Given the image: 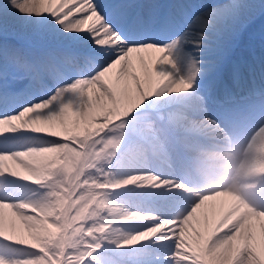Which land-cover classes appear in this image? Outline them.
I'll use <instances>...</instances> for the list:
<instances>
[{"label": "snow or ice", "instance_id": "snow-or-ice-1", "mask_svg": "<svg viewBox=\"0 0 264 264\" xmlns=\"http://www.w3.org/2000/svg\"><path fill=\"white\" fill-rule=\"evenodd\" d=\"M257 17L264 0H0V264H264V192L217 215L227 190L196 179L213 150L264 163V30L228 56Z\"/></svg>", "mask_w": 264, "mask_h": 264}, {"label": "bare ground", "instance_id": "bare-ground-1", "mask_svg": "<svg viewBox=\"0 0 264 264\" xmlns=\"http://www.w3.org/2000/svg\"><path fill=\"white\" fill-rule=\"evenodd\" d=\"M261 25H264V21H263V23L260 24V26H259L258 28H260ZM263 28H264V26H263ZM254 30H255V26L252 27V31H254ZM246 33H247V32H246ZM246 33H244L243 36H245ZM144 55H145V57H147V54H144ZM134 63L136 64V68L140 70V66H139L138 61H134ZM139 72H140V71H139ZM218 201H219L218 204L216 203L217 200L215 201V204H217V205H216V207H215V209H214V211L216 212L217 215H218L223 209H225L226 206H227V203H226V201L223 199V197L218 198ZM232 204H233L234 206H236V207H240L241 210L243 209V205H242V203H236V202H234V203H232ZM235 204H236V205H235ZM4 212H5V215H8V213H10V211H9L8 209H5ZM210 213H211V212H210ZM6 217H7V216H6ZM9 217H10V215H9Z\"/></svg>", "mask_w": 264, "mask_h": 264}, {"label": "rangeland", "instance_id": "rangeland-1", "mask_svg": "<svg viewBox=\"0 0 264 264\" xmlns=\"http://www.w3.org/2000/svg\"><path fill=\"white\" fill-rule=\"evenodd\" d=\"M8 42L10 44H16L18 42H21V38L20 37H17L16 35H9L8 37ZM9 215L11 216V213H8V215H6L7 217H9Z\"/></svg>", "mask_w": 264, "mask_h": 264}]
</instances>
